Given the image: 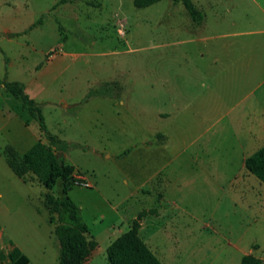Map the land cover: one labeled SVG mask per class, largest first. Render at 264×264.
<instances>
[{
  "label": "rangeland",
  "instance_id": "obj_1",
  "mask_svg": "<svg viewBox=\"0 0 264 264\" xmlns=\"http://www.w3.org/2000/svg\"><path fill=\"white\" fill-rule=\"evenodd\" d=\"M133 1L0 0V32L30 26L13 43L3 40L0 74L7 60L15 75L23 67L32 73L50 56L61 60L66 70L43 115L49 131L69 144L62 155L82 176L124 188L122 173L133 170L139 178L145 142L157 146L158 133L169 152L182 153L179 162L193 157L198 165L191 166L204 168L181 207H168L164 219L147 218L140 233L167 256L164 264H240L255 245L254 255L264 257V198L258 195L264 184L256 186L260 180L241 166L251 149L242 148V107L230 111L240 98L241 62L248 65L247 88L264 70V34L258 33L264 30V0H191L205 15L201 25L182 2L137 9ZM91 91L104 96L89 97ZM65 102L75 107L64 109ZM5 167L1 217L7 207L28 209L18 200L38 203L46 191L29 178L23 184ZM87 193L75 187L70 197L78 204ZM52 194L62 197L60 183ZM140 202L142 196L132 203L139 211L146 207ZM165 225L173 228L169 236L154 235Z\"/></svg>",
  "mask_w": 264,
  "mask_h": 264
},
{
  "label": "crops",
  "instance_id": "obj_2",
  "mask_svg": "<svg viewBox=\"0 0 264 264\" xmlns=\"http://www.w3.org/2000/svg\"><path fill=\"white\" fill-rule=\"evenodd\" d=\"M261 11L264 14L263 8H261ZM28 30H30V26L20 32L3 28L0 32V53H5L2 46L3 40H6L7 43H13L15 40L24 37ZM258 33L264 34V30H260ZM228 38L224 36L220 39L225 43ZM55 60L54 56H50L46 63L37 64L32 73L31 71L27 73L26 68L23 67L21 72L16 75L11 73L10 69L13 64L10 60H7L2 62L5 73L0 74V81L22 83L25 86L26 93L41 105L43 112V107L48 105L50 108L53 107L50 98L54 95L52 87H54L57 77L66 70L61 60L58 63H55ZM23 65H25V62ZM247 70L246 61L241 62V86L238 88L240 98L230 108V111H233L237 107H242L240 124L244 133V147L242 146V148L251 149V152L242 154L241 166L245 170L246 160L264 147V94H262L264 90V70L262 69L257 82L256 80L254 82L255 86L251 88H247L246 85L249 76ZM63 104L64 109L75 107L74 104L66 102ZM19 110H21L20 103L7 96L4 87L0 86V175H4L6 178L8 174L5 166L9 167V164L5 150L8 147L12 148L19 156H22L38 142H46L41 136L38 123L32 121L27 125L18 113ZM157 137L158 139L162 138L157 146H154L153 142L150 144L145 142L143 154H139L137 151L134 152L135 155L142 154L144 165L141 168L139 178L133 170L122 173L121 182L124 188L118 187L116 181L102 184L97 176L85 174V178L92 185L90 189H83L88 192L87 199L77 204L70 197L73 190L69 193V197L79 207L82 218L88 226V240L97 245L92 251L87 264H109L107 258L108 248L114 241L130 230L132 223L141 213H145V216L140 221L139 235L147 227V218L164 219L170 217L168 207L178 210L181 207V197L187 188L196 182L200 171H204L203 167L194 168L191 166V163L198 165L193 157H190V161L179 162L182 153L169 152L166 137L161 133L156 134ZM67 163L74 167L75 175L79 174L80 169L74 162ZM184 165L186 166L184 167ZM109 177L111 176L109 175ZM27 178L31 179V182L19 179L26 185L28 182L33 185H42L33 174L27 175ZM262 184L264 183H257L256 186L263 188ZM246 185L248 188L254 189L251 183ZM45 193H43L38 203H34L27 197L18 200V204H26L29 207L28 209L18 208L13 210L8 207L5 208L4 217L0 216V251L5 250L8 253L9 250L16 247L28 258L29 264H57L60 245L54 233L56 223L50 221L49 212L44 204L43 196ZM258 195L264 198V191ZM141 196L143 202L140 203L146 204V207L144 210L139 211L132 203L139 201ZM0 197L3 198L2 194H0ZM92 208L95 210V214L90 216L88 211ZM171 230L173 228L165 225L158 228L154 235L164 233V237H167L169 236L168 232ZM146 239L150 240V238ZM142 240L162 264L168 261L167 256L159 252L155 246H153L154 248L149 246V240L143 238ZM257 247L255 245L248 252H243L242 258L247 255L255 256L254 253ZM157 252L160 253V258ZM259 259L264 261V257Z\"/></svg>",
  "mask_w": 264,
  "mask_h": 264
},
{
  "label": "trees",
  "instance_id": "obj_3",
  "mask_svg": "<svg viewBox=\"0 0 264 264\" xmlns=\"http://www.w3.org/2000/svg\"><path fill=\"white\" fill-rule=\"evenodd\" d=\"M160 1L162 0H134L133 4L135 8L143 9ZM174 1L182 2L193 19L199 24L203 23L204 13L191 0ZM0 86L4 87L7 96L20 103L21 110L18 113L27 125L32 121L38 123L41 136L46 141L38 142L22 156L8 147L5 154L9 167L23 180H27V175L33 174L47 190L44 204L50 221L56 223L54 233L60 245L57 264H87L97 245L88 240V226L79 207L69 197V193L75 188V169L62 155L69 144L49 131L41 105L29 97L22 83L4 80L0 81ZM99 95L104 96L101 91L89 93V97ZM245 168L264 183V147L246 160ZM59 183L62 187V197L56 198L52 191ZM144 216L145 213H141L132 223L130 230L110 245L107 250L109 264H162L139 235L140 221ZM6 260L9 264H29L28 258L16 247L8 253L0 251V264H4ZM241 264H264V261L247 255L242 258Z\"/></svg>",
  "mask_w": 264,
  "mask_h": 264
},
{
  "label": "built area",
  "instance_id": "obj_4",
  "mask_svg": "<svg viewBox=\"0 0 264 264\" xmlns=\"http://www.w3.org/2000/svg\"><path fill=\"white\" fill-rule=\"evenodd\" d=\"M75 187H79L82 189H90L92 187L91 183L89 180L85 178V176H82L80 174L75 175V182H74Z\"/></svg>",
  "mask_w": 264,
  "mask_h": 264
}]
</instances>
